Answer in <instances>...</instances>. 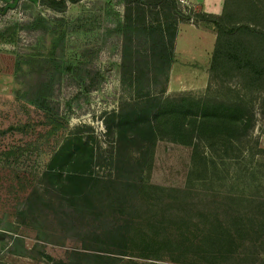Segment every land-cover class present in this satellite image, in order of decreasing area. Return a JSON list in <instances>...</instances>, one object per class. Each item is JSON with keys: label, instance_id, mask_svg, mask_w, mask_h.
Masks as SVG:
<instances>
[{"label": "rangeland", "instance_id": "obj_1", "mask_svg": "<svg viewBox=\"0 0 264 264\" xmlns=\"http://www.w3.org/2000/svg\"><path fill=\"white\" fill-rule=\"evenodd\" d=\"M14 2L0 0V264H264V242L241 247L237 257L228 258L210 253L197 231L184 236L177 226L184 202L235 211L250 199L264 198V91L248 89L227 74L211 78L207 72L173 69L159 88H166L165 96L241 102L254 117L252 127L241 141L203 144L197 154L166 139L143 151L152 144L145 137L141 144L126 141L127 148L119 151V114L140 101L123 83L122 39L114 32L124 21V1L82 0L58 13L42 0H23L6 11ZM251 2L264 12V0H231L228 12L239 9L237 20L248 22L243 12ZM83 15L100 17L90 20L96 32L64 30L55 38L18 29L16 41L1 37L10 23L46 18L73 26ZM93 42L101 52L85 84L60 72L62 84L53 98L60 105L59 121L17 101L15 65L23 53L57 52L62 61L57 66L65 67ZM215 43L213 36L183 28L179 50L205 64ZM128 129L129 138L138 136L136 128ZM77 138L93 152L76 150L72 143L67 162L58 161L57 176H49L56 154ZM71 175H83L87 184L71 188Z\"/></svg>", "mask_w": 264, "mask_h": 264}, {"label": "trees", "instance_id": "obj_2", "mask_svg": "<svg viewBox=\"0 0 264 264\" xmlns=\"http://www.w3.org/2000/svg\"><path fill=\"white\" fill-rule=\"evenodd\" d=\"M81 1L42 0L41 4L55 12L65 13L69 3L78 4ZM123 1L127 8L124 21L114 31L122 39L121 75L123 83L134 88L140 101L125 107L119 114V151L127 148L126 141L141 144L145 138L152 144L143 147V151L152 149L155 140L166 139L193 148L195 154L203 144L213 147L218 141L230 144L241 141L254 119L247 105L212 97H169L165 96L166 88H159L170 81L179 26L193 21L217 33L210 64L211 78L227 74L232 79L245 82L248 89L264 91V12L251 2L248 11L243 12L249 20L244 23L237 20L241 13L239 9L233 14L228 12L231 0H227L222 16L189 9L179 0ZM131 5L134 8L129 7ZM99 18L83 15L73 26L64 21L61 22L65 25L59 26L55 24L56 20L46 18L21 25L10 23L1 37L16 41L18 29L25 30L27 34L37 32L55 38L60 37L64 30L91 33L99 28L90 20ZM100 52L96 42L88 43L77 62L65 67L61 65V56L57 52L47 57L23 53L15 65V79L19 85L17 101L29 102L54 121H59L60 105L53 98L62 84L60 72L66 70L75 74L80 79L79 84L83 85L91 77L89 71ZM59 61L61 64L57 66ZM129 126L136 128L138 136L134 139L129 138ZM72 143L77 144L76 150L86 148L93 152L82 138L69 140L56 154L49 176H57L58 173L54 172L58 169L56 163L69 158L73 152ZM69 181L72 188L84 186L88 180L83 175H71ZM175 192L182 194L184 190ZM247 204L244 209L222 211L215 207L181 203L177 214L178 230L184 232V236L197 231L210 253L237 257L241 247L264 242V198L250 199Z\"/></svg>", "mask_w": 264, "mask_h": 264}, {"label": "crops", "instance_id": "obj_3", "mask_svg": "<svg viewBox=\"0 0 264 264\" xmlns=\"http://www.w3.org/2000/svg\"><path fill=\"white\" fill-rule=\"evenodd\" d=\"M183 1L190 7L196 8L198 11H203L208 14L222 16L225 13L227 0H179ZM183 28H190L195 31L203 32L206 35L213 36L217 41V33L204 27L203 24L192 26L189 23H184L179 26L178 37L176 41V59L172 70H188L192 71L193 75H198L200 72H207L210 74V64L213 53L208 58V62L202 64L199 58H195L192 54L181 53L179 50L181 44V30ZM216 44V43H215ZM214 52V51H213Z\"/></svg>", "mask_w": 264, "mask_h": 264}, {"label": "water", "instance_id": "obj_4", "mask_svg": "<svg viewBox=\"0 0 264 264\" xmlns=\"http://www.w3.org/2000/svg\"><path fill=\"white\" fill-rule=\"evenodd\" d=\"M20 1H23V0H15V2L9 4V5L6 7L5 10H6V11H9V10H11V9H15V8H17V6H18V4H19ZM29 1H32V2H34L35 4H39V1H40V0H29Z\"/></svg>", "mask_w": 264, "mask_h": 264}, {"label": "built area", "instance_id": "obj_5", "mask_svg": "<svg viewBox=\"0 0 264 264\" xmlns=\"http://www.w3.org/2000/svg\"><path fill=\"white\" fill-rule=\"evenodd\" d=\"M183 5H186L187 6V4H185L183 1H180ZM189 7V6H188ZM190 8V7H189Z\"/></svg>", "mask_w": 264, "mask_h": 264}]
</instances>
